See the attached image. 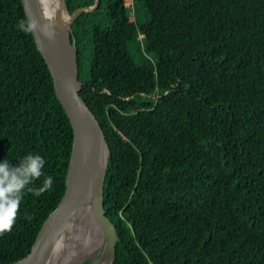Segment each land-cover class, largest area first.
Returning a JSON list of instances; mask_svg holds the SVG:
<instances>
[{"label":"trees","instance_id":"1","mask_svg":"<svg viewBox=\"0 0 264 264\" xmlns=\"http://www.w3.org/2000/svg\"><path fill=\"white\" fill-rule=\"evenodd\" d=\"M22 19L21 0H0V160L41 155L54 182L24 193L0 264L29 252L63 196L71 151L68 116ZM71 34L80 96L110 148L112 264H264V0H98Z\"/></svg>","mask_w":264,"mask_h":264},{"label":"water","instance_id":"2","mask_svg":"<svg viewBox=\"0 0 264 264\" xmlns=\"http://www.w3.org/2000/svg\"><path fill=\"white\" fill-rule=\"evenodd\" d=\"M60 3L69 19L66 23H61L55 31V38L49 40L38 37L36 33L32 35L47 65L55 93L68 116L72 130L65 190L57 206L41 224L29 252L9 264H43L46 253L71 216L87 204L92 206L95 219L105 231L102 254L109 255L108 264H112L118 237L103 207V184L110 148L95 114L80 96L82 82L78 78L75 40L71 34V23L76 14L93 11L98 0L90 7L78 8L72 12L67 11L64 0H60ZM21 4L26 18L29 11L37 18L46 17L39 0H29V5L25 4V0H21Z\"/></svg>","mask_w":264,"mask_h":264},{"label":"clouds","instance_id":"3","mask_svg":"<svg viewBox=\"0 0 264 264\" xmlns=\"http://www.w3.org/2000/svg\"><path fill=\"white\" fill-rule=\"evenodd\" d=\"M25 4L29 5V0H25ZM17 27L25 34L36 33L38 37L49 40H53L56 34L54 17L37 18L30 11L26 19L18 22ZM45 163L41 155L31 153L24 155L15 165L7 158L0 160V235L11 232L26 191L39 197L51 189L54 181L52 176L44 173ZM42 176V185L33 187Z\"/></svg>","mask_w":264,"mask_h":264},{"label":"bare ground","instance_id":"4","mask_svg":"<svg viewBox=\"0 0 264 264\" xmlns=\"http://www.w3.org/2000/svg\"><path fill=\"white\" fill-rule=\"evenodd\" d=\"M39 3L46 17L55 18V31L58 30L61 23L68 21V14L60 0H39ZM63 12L65 17H63ZM88 239H91L90 246L85 242ZM104 244L105 231L95 219L92 206L87 204L71 216L46 253L43 264H76L81 259L89 258L93 254H99L93 264H108L110 256L102 254Z\"/></svg>","mask_w":264,"mask_h":264},{"label":"rangeland","instance_id":"5","mask_svg":"<svg viewBox=\"0 0 264 264\" xmlns=\"http://www.w3.org/2000/svg\"><path fill=\"white\" fill-rule=\"evenodd\" d=\"M62 11H63V9H62ZM64 14H65V13L63 12V17H65ZM90 240H91V239L85 240V242H87V243L89 244L88 246H90ZM93 243H94V242H93ZM88 246H87V247H88ZM98 256H99V254H93V255L90 256L89 258H93V259H94V260H93V263H94V262L97 260ZM86 259H87V258H86Z\"/></svg>","mask_w":264,"mask_h":264},{"label":"built area","instance_id":"6","mask_svg":"<svg viewBox=\"0 0 264 264\" xmlns=\"http://www.w3.org/2000/svg\"><path fill=\"white\" fill-rule=\"evenodd\" d=\"M132 2V0H130ZM142 38V34L138 35V39L140 40Z\"/></svg>","mask_w":264,"mask_h":264}]
</instances>
